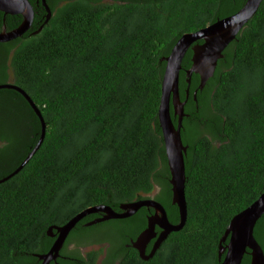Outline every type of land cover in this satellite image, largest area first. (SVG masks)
<instances>
[{"label": "trees", "instance_id": "1", "mask_svg": "<svg viewBox=\"0 0 264 264\" xmlns=\"http://www.w3.org/2000/svg\"><path fill=\"white\" fill-rule=\"evenodd\" d=\"M29 1L31 26L0 41V83L28 94L46 132L24 166L0 182V264H40L36 254L53 241L49 226L92 205L120 211V204L146 197L155 185L154 198L178 222L157 117L162 58L182 33L236 11L244 0L219 15L217 0H46L47 19L41 1ZM21 21L20 14L0 11V31ZM191 54L188 48L182 68L191 65ZM198 83V74L188 84L180 70L179 93L187 87L190 93L181 132L187 146L183 227L142 259L130 243L146 225V207L86 224L99 215L91 213L70 230L62 257L49 264H95L96 251L83 255L78 247L67 248L90 241L115 245L104 264H220L229 220L264 191V0L223 49L202 89ZM40 132L24 96L0 88V179L23 161ZM105 227L112 232L82 239ZM254 236L264 252V214ZM249 263L247 249L241 264Z\"/></svg>", "mask_w": 264, "mask_h": 264}, {"label": "water", "instance_id": "2", "mask_svg": "<svg viewBox=\"0 0 264 264\" xmlns=\"http://www.w3.org/2000/svg\"><path fill=\"white\" fill-rule=\"evenodd\" d=\"M46 9L47 17L50 9L46 0H40ZM262 0H245L243 5L234 13L218 18L215 21L194 31L184 32L175 41L168 55L163 57L165 61L162 78L161 92L158 105L157 117L162 133L163 145L167 164L170 171V184L172 190V203L178 207L179 220L172 223L166 214L164 206L154 197H143L129 203L120 204V211L104 204L85 207L70 217L62 225H51L47 229L50 236H55L49 249L44 253L36 254L40 259V264H49L60 256V249L63 246L70 230L76 223L91 213H101L102 215L92 219L86 224H93L107 219H119L131 216L141 207H152L154 213L147 218L146 227L136 236L131 245L138 251L142 259L150 258L161 242L172 231L180 230L186 221L187 208L185 199V166L184 153L186 145L181 138L184 102L179 99V70L182 58L188 48L192 50L191 65L185 70L186 81L189 84L190 76L196 73L199 76L198 88L202 89L206 80L213 75L217 60L222 57V51L227 44L232 41L237 33L243 28L248 20L255 14ZM0 11L6 14H20L22 21L15 28L7 30L5 27L0 31V41H8L21 36L31 26L34 16L33 6L29 0H0ZM202 40L201 43H198ZM0 88H11L20 92L28 101L39 118L41 125L40 136L26 155L23 161L9 175L0 179L6 180L8 177L19 171L22 166L31 158L43 141L46 125L40 110L28 94L17 85L6 82L0 83ZM188 91V89L186 90ZM194 99L196 90H194ZM171 106L174 115L178 116L177 123L174 124L171 116ZM264 214V191L248 206L234 214L229 220L227 227L220 239L218 256L224 253L220 264H241L243 254L247 249L250 254L249 264H264V252L254 236V227L257 220ZM158 225L162 230L155 239L148 254H145L146 243L156 236L154 229ZM53 229L56 232H53ZM228 237L227 243L222 244Z\"/></svg>", "mask_w": 264, "mask_h": 264}, {"label": "flooded vegetation", "instance_id": "3", "mask_svg": "<svg viewBox=\"0 0 264 264\" xmlns=\"http://www.w3.org/2000/svg\"><path fill=\"white\" fill-rule=\"evenodd\" d=\"M236 2H237V0H217L216 2H215V5H214V7H215V10H214V12L216 13V15H219V14H221V13H224V12H228V11H230V10H232L234 7H235V5H236ZM245 2V0L243 1V3ZM243 3L241 4V6L243 5ZM240 6V7H241ZM239 7V8H240ZM238 8V9H239ZM238 9H236V11L238 10ZM235 12V11H234ZM234 12H231V13H228L227 15H230V14H232V13H234ZM227 15H225V16H227ZM222 17H224V16H222ZM222 17H217V19L218 18H222ZM215 21V20H214ZM213 22V21H212ZM211 23V22H210ZM209 24V23H208ZM207 25V24H206ZM201 42H202V40H201ZM201 42H199L198 41V43H201ZM192 51V50H191ZM191 56H192V54H191ZM190 59H191V57H190ZM182 69V71H184L185 72V70L187 69H184V68H180V70ZM180 70H179V72H180ZM186 74V73H185ZM188 89V91H186ZM193 94H194V91H193V93H192V98H193V100L194 101H196V97H195V99H194V96H193ZM189 96H190V93H189V88L187 87L186 89H185V91H184V95L181 97V95H180V93H179V99H180V101H182V102H184V104H183V115H182V118H181V122H182V128H181V132L184 130V126H183V119H184V117H187L188 115H189V113L188 112H186L185 111V104H186V102H187V100L189 99ZM171 116H172V121L174 122V124H176L177 123V119H178V116L177 115H174V113H173V109H172V106H171ZM155 187L157 188V190H159V186L158 185H155ZM149 195V194H148ZM146 196V197H154V195H151V196ZM147 208V211L148 212H145V224H147V218L150 216V215H152L153 213H154V210H151V207H146ZM139 210V209H138ZM137 210V211H138ZM136 211V212H137ZM166 211V210H165ZM135 212V213H136ZM134 214V213H133ZM132 214V215H133ZM167 214V213H166ZM102 214H100L99 213V215H98V217L99 216H101ZM131 215V216H132ZM95 218H97V217H95ZM85 222H88V221H85ZM145 227H146V225H145ZM144 227V228H145ZM144 228H142L138 233H137V235L144 229ZM154 229H155V232H156V236L155 237H153V238H151L147 243H146V245H145V248H144V252H145V254H148L149 252H150V250H151V248H152V245H153V243H154V241H155V239L157 238V236H158V234L160 233V231L162 230L157 224L154 226ZM136 235V236H137ZM52 238H53V240H54V238H55V236H51ZM136 238V237H135ZM135 238L134 239H131V242L133 241V240H135ZM53 242V241H52ZM126 245H129V244H126ZM130 245H131V243H130ZM60 257H62V254H61V251H60ZM112 264H117V261H113V263Z\"/></svg>", "mask_w": 264, "mask_h": 264}, {"label": "rangeland", "instance_id": "4", "mask_svg": "<svg viewBox=\"0 0 264 264\" xmlns=\"http://www.w3.org/2000/svg\"><path fill=\"white\" fill-rule=\"evenodd\" d=\"M157 188L155 187L152 192L148 195H154L157 192ZM108 227L105 228H101L100 230H97L94 234H89L87 237L82 238L83 240H87V239H92V238H97L100 236H105L107 235V230ZM108 232H112V231H108ZM80 239V238H78ZM81 239V240H82ZM115 246V245H114ZM113 245H111L109 242L107 241H90V242H86L80 246H77L75 242H70L67 244V248L68 249H73L75 247H78L79 251L84 255L87 252L90 251H96L97 252V257H96V261L95 264H104V260L106 255L111 252L112 248L114 247ZM108 264V263H107Z\"/></svg>", "mask_w": 264, "mask_h": 264}]
</instances>
